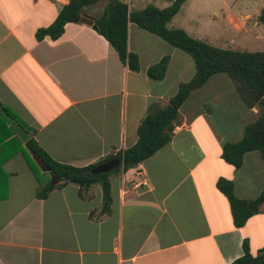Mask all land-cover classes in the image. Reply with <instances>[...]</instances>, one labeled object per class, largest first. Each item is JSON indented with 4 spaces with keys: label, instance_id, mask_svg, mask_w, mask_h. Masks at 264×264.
<instances>
[{
    "label": "crops",
    "instance_id": "obj_1",
    "mask_svg": "<svg viewBox=\"0 0 264 264\" xmlns=\"http://www.w3.org/2000/svg\"><path fill=\"white\" fill-rule=\"evenodd\" d=\"M123 1L133 10L146 7ZM160 1L161 9L172 4ZM191 1L169 27L196 38L205 28L186 18ZM68 4L0 0V106L34 129L35 141L55 161L96 167L133 147L149 110L166 107L196 70L188 54L133 23L128 49L139 56L138 72L84 21L67 24L56 41H38L37 32ZM100 6L87 7L84 18L95 24L105 3ZM231 10L229 25L242 32L248 13ZM164 57L170 58L165 78L150 79L149 68ZM257 117L227 75L211 77L180 108L166 146L109 177L107 212L100 184L84 189L69 182L38 198L39 182L0 119V264H232L244 255L245 241L261 253L264 204L238 228L217 187L229 180L236 197L247 201L264 191L258 151L246 153L239 169L222 157L225 144L241 141Z\"/></svg>",
    "mask_w": 264,
    "mask_h": 264
},
{
    "label": "trees",
    "instance_id": "obj_2",
    "mask_svg": "<svg viewBox=\"0 0 264 264\" xmlns=\"http://www.w3.org/2000/svg\"><path fill=\"white\" fill-rule=\"evenodd\" d=\"M186 1L175 0L169 7L163 9L155 5H148L144 9L133 10L123 0H69V4L60 11L55 22L37 32L38 41L43 40L46 36L56 41L63 35L65 26L69 23L84 21L91 24V20L85 19L83 16L85 9L99 2H104L102 14L95 20L98 33L112 45L121 60L128 64L130 70L135 72L140 70L139 56L128 49L130 23L136 24L141 29L159 37L192 58L196 70L194 77L179 85L178 92L170 99L166 107L149 110L138 128V142L120 155L122 167L115 170L116 173L120 172L121 169L125 172L134 169L166 146L172 139L173 122L177 120L182 105L192 92L202 88L211 77L219 74L227 75L232 80L237 93L248 108L258 110L257 120L245 128L242 140L225 144L223 159L236 169L241 168L244 155L248 152L258 151L264 160V50L249 52L220 48L192 37L183 29L170 28L169 23L180 12ZM258 22L264 25V9L258 18ZM169 62L170 58L164 57L159 63L151 66L148 70L150 79L154 81L163 80ZM2 109L14 117L16 122L31 136L30 140L23 146L18 135L10 127H7L10 135L14 136V142L17 143L19 152L23 153L39 182L38 198L46 199L53 190L61 188L69 182L81 184L84 189L100 184L103 190L102 211L107 212L109 210L112 201L109 177L114 172L94 176L90 174L93 167L77 168L55 161L35 141L34 129L6 107L2 106ZM0 119L5 124L1 115ZM32 152L53 175L57 178H68L69 182L54 183L53 179L49 177L51 173H44L37 166ZM217 187L228 198L233 212L234 224L238 228L244 227L248 220L259 212L260 206L264 204V191L256 199L247 201L236 197L234 185L229 180L220 179ZM244 251V255L232 264H264V251L257 255L253 254L246 241Z\"/></svg>",
    "mask_w": 264,
    "mask_h": 264
},
{
    "label": "rangeland",
    "instance_id": "obj_3",
    "mask_svg": "<svg viewBox=\"0 0 264 264\" xmlns=\"http://www.w3.org/2000/svg\"><path fill=\"white\" fill-rule=\"evenodd\" d=\"M141 1L146 6H160L163 2L160 0ZM173 1L175 0H168L172 3ZM103 3L99 2L91 7H101L100 5ZM187 7L189 8L185 14L186 18L198 22L202 28H205L202 32L196 33V38L220 48L249 52L264 50V28L255 26L261 11L264 9V0H192ZM228 10H231V14L234 16L248 13L247 20L242 18L246 24L247 33L244 32L245 28L239 32L234 29L233 24L232 26L229 25ZM215 13H218V16H214ZM183 18L185 17L179 16L178 21H183ZM35 163L37 164L36 161ZM114 173L116 174V172Z\"/></svg>",
    "mask_w": 264,
    "mask_h": 264
},
{
    "label": "water",
    "instance_id": "obj_4",
    "mask_svg": "<svg viewBox=\"0 0 264 264\" xmlns=\"http://www.w3.org/2000/svg\"><path fill=\"white\" fill-rule=\"evenodd\" d=\"M91 25L94 30L98 31V26L94 24V22L91 20ZM0 115L5 121V123L18 135L22 143H27L31 136L28 134L12 117L9 113L4 111L0 106ZM34 160L37 162L38 166L43 172L51 173L50 170L46 167V165L32 152L31 153ZM122 167L121 160L119 158V155H116L114 158L110 159L109 161H106L104 163H101L97 165L96 167H93L90 170V174L94 176L98 175H105L109 174L111 172H114L115 170ZM51 178L53 179L54 183H67L69 182L68 178H57L55 175L51 173Z\"/></svg>",
    "mask_w": 264,
    "mask_h": 264
}]
</instances>
